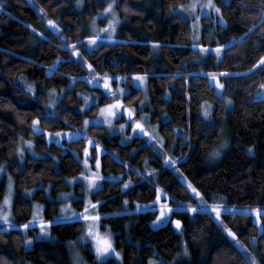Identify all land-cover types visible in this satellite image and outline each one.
Returning <instances> with one entry per match:
<instances>
[{
  "label": "trees",
  "instance_id": "16d2710c",
  "mask_svg": "<svg viewBox=\"0 0 264 264\" xmlns=\"http://www.w3.org/2000/svg\"><path fill=\"white\" fill-rule=\"evenodd\" d=\"M215 1L226 25H218V39L211 35L209 44L225 45L220 60L215 54L196 60L201 50L191 47L190 22L171 14L189 0H159L153 7H145V0H122L116 7L128 21L120 27L116 39L101 41L94 50L83 51L86 62L93 66L88 68L63 47L61 34L70 38L68 43L81 48L83 43L78 40L88 36L87 27L97 8L94 0H85L81 10L71 6L73 0H0L4 5L0 9V163H7L15 180L12 218L17 224L30 220L34 204L43 205L45 219L60 215V206L69 204V199L75 210L83 207L86 187L71 178L84 170V148L90 150L91 158L97 154L95 145L89 144L92 139L100 145L101 173L106 179L90 198L101 201L102 214L116 213L102 217L101 229L109 226L122 254V262L109 258L103 264H148L149 258L163 259L168 264H217L218 254L225 253L227 264H248L213 215L176 207V201L196 207L197 200L145 138L135 136L122 142L120 134L92 124L78 138H63L60 144L47 139V132L83 129L85 117L95 115L98 104L111 101L103 94V88L90 85V70L94 75L107 73L113 78L128 79L134 73L147 72V110L151 121L159 124L164 150L173 157L183 156L179 171L208 199L219 195L224 197V203L264 207V97L257 95L258 85L264 83V70L257 66L252 74L248 72L264 55V25L249 32L259 21L257 10L264 8V0ZM48 19L58 20L60 33L46 28ZM206 36L204 32L205 46ZM153 41L159 42L157 48L152 46ZM58 56L65 58L64 62L49 69ZM204 72L230 74L220 75L224 97L217 95ZM21 76L34 86V93L28 92ZM51 89L56 90L51 97L56 100L55 107L48 105ZM93 93L103 95L98 104L93 103L82 112L84 95ZM141 97V90L132 88L124 101L138 105ZM227 99L233 103L229 109ZM204 101L213 105L210 124L202 117ZM37 117L44 133L30 128ZM225 128L230 146L216 165H209L208 153L221 141ZM21 136L33 141L36 153L46 155L28 154L17 161L15 147L21 144ZM249 147H253L252 152L247 150ZM146 160L148 169H155L156 175L146 170ZM137 169L144 175H138ZM129 180V187L122 188ZM6 182L5 174L0 176V198L5 194ZM155 187L162 188L168 194L162 199L173 205L168 221L158 227L152 226L158 210L136 208L137 202L142 206L154 200ZM26 189H33L29 196ZM65 192L72 195L64 199L60 194ZM125 199L127 204L123 203ZM177 218L182 220V232L171 222ZM222 220L264 264V232L259 231L252 214L233 216L225 212ZM261 222L264 223V216ZM5 227L0 224V228ZM83 229L78 221L54 222L49 229L52 238L34 239L27 249L23 233L34 238L39 228L8 229L0 232V257L6 264H72L68 241L77 240ZM251 237H256L255 244ZM185 241L187 255L183 251ZM90 248L80 242L75 245L88 263L97 264Z\"/></svg>",
  "mask_w": 264,
  "mask_h": 264
},
{
  "label": "snow or ice",
  "instance_id": "6c2138e0",
  "mask_svg": "<svg viewBox=\"0 0 264 264\" xmlns=\"http://www.w3.org/2000/svg\"><path fill=\"white\" fill-rule=\"evenodd\" d=\"M98 2H105L106 6L101 9L97 13V17L99 18H108V16H111V19L108 20V23L105 27L103 28H97L96 27V19L97 17H94L92 20V27L91 31L95 34L93 35H88L83 37L82 39H79V43H84L86 41V46L91 49L93 46L97 45V42L99 40H114L116 37L113 35V33L116 31V26L118 23H120V17L117 15L116 12V6L118 3L122 2V0H98ZM199 0H192L191 3L185 5V4H180L177 6L179 10H182L183 12H187L189 14H193L197 10ZM4 7L3 3H0V9ZM199 7L201 11L205 12L206 15H210L211 11H215L217 15L220 17V19H223V15L221 12V8L218 7L217 5L214 4L213 0H206V3L204 4H199ZM41 12H43V9H40ZM173 11H176L175 9ZM259 12V21L257 24H253L251 28L249 29V32H252L255 30L259 25H264V8H260L257 10ZM197 23L193 24V28L196 31L195 35L193 36V43L191 47L193 49L199 48L201 52H207L209 51L208 47L205 45H201L196 43L199 39V32H198V21L200 17L197 15L195 17ZM47 26L54 30L57 33L61 32L60 25L52 19H48L46 21ZM29 27H32L31 25ZM34 31H39V30H34ZM261 32L264 33V28L261 29ZM100 33H104L105 35L101 36ZM40 36H44V33H39ZM61 39L65 41L63 47L66 48L70 53H72L75 56H78L81 58L82 63H86V61L83 60L82 54L80 52V48L76 46V44L73 43H68L69 39L68 37H64L61 34ZM242 42V41H241ZM231 41L229 44L231 45ZM152 46L158 47L159 42L158 41H153ZM225 45L217 43L216 48L213 49L215 53L219 54L221 49H223ZM65 58L63 57H57V60L55 61L54 65H49V69L55 67V65H58L62 62H64ZM257 66L260 67V69L264 70V55H261L260 58L253 64L252 69H249L248 72L249 74H252L253 70L257 68ZM88 68H92L93 66L91 64L87 65ZM173 75H182L180 73H174ZM219 75L220 73L216 72H211L207 73V76L209 77V84H216L217 86V95L222 97L223 93L222 90L224 88V85L220 83L219 81ZM225 75H230L228 73H225ZM127 79L128 77H120L116 76L115 79L120 80V79ZM132 78L134 81L139 82L140 85H143L145 81L148 78V73H134L132 74ZM21 81L24 82L27 90L29 93H34L35 89L32 84L27 83L24 81L23 76L20 77ZM75 79V78H73ZM113 79V77L107 73L103 74L101 76L100 73H95V75L91 76V81H94L97 84H100L101 81L103 82V88L106 91V94L113 100L112 103L106 104L103 107L99 109V114L103 116L104 123H107L108 125L112 124V118L117 117L118 113L122 116L123 114H126L128 117V121L130 123V126L132 128L133 133L139 132L142 138L146 139V142L156 149L158 151V154L163 158V162L165 165H167L174 174H177L182 180L183 184L182 186L185 187L186 190L190 191L193 194V198L197 199L199 207H192L189 204H185L182 201H176V207L177 208H182L184 210H188L191 212H197L204 210L207 212L209 215L214 214V219L218 220L220 222V226L222 230L224 231L225 235L231 240L232 244L234 247L237 248L238 251L242 252V255L246 257L248 260V264H259L258 259L256 256L247 248L246 245H244L238 238L237 233L233 231L231 228L227 227L223 220H222V211L227 212L233 216L237 214H242V215H248L254 213V220L257 225L260 226V231L264 232V223L261 222V216H264V207L257 206V207H252V206H226L224 204H221L219 202L217 203H212L209 204L207 200L204 199V194L199 191L192 183L189 181L183 173L179 171L178 168V163L181 159H183V156L181 157H173L168 155L164 151V138L160 136L157 131H156V126H152V130L149 131L148 127H146L145 123L142 122L141 119H135V114H136V109L133 107H128L124 105V101L122 99H116V93H120L123 95L125 93V89L123 88H117L115 91L112 89V86L110 84V81ZM258 88L260 91H258L257 95L264 97V83H261L258 85ZM55 89H51L49 91V101L48 105H51L55 107L56 101L52 99L51 97L55 94ZM146 92V89H145ZM147 99V95H145V100ZM88 98L85 97V101L87 103ZM226 103L231 105V100H227ZM48 105H45L47 108ZM144 105V101H141V108ZM203 109V115L205 117L209 116V111L211 109V104H208L205 102L204 105H202ZM48 115H52L51 112L48 113ZM22 118V117H21ZM142 119H147V117H143ZM85 127H87L90 123L88 119H85L83 121ZM99 123V121H98ZM40 125V118L37 117L31 122L30 128L32 131L38 132V133H44L46 130L42 129L41 127H38ZM125 127L124 124H120L119 128L123 130ZM172 132H178L179 130L177 129H171ZM73 136V135H80V133H65L63 130L61 131H56V132H47V136L51 139H54L57 144H60V137L62 136ZM185 141L188 140L187 135H184ZM20 140L22 141L23 145H27L29 149H31L33 141L32 140H24L23 136L20 137ZM22 144H17L15 147L16 153L23 158V153H24V147ZM89 144L90 145H95V151L96 155L94 158L95 160V168L96 171L93 172L91 171V166L89 165V149L86 147L83 149L84 154H85V159L83 161V165L86 170H88L89 174L85 175V172H80L79 177H72L71 181H76L77 179L82 180L86 184V189L89 193L94 192L96 189H98L100 186L97 184V181L101 180L102 177L100 176L99 169L101 166V160L99 156V152L101 150L100 145L98 143H95L94 140L89 139ZM227 144V140H223L219 146L213 148L209 153V158L214 159L216 157H219L221 154V149L224 148ZM249 152L253 151V147H249L247 149ZM135 151V150H133ZM34 156H38L39 153H35L33 151ZM126 166V165H125ZM145 168L148 172H150L152 175H156L157 172L155 169H148L147 167V160L145 161ZM7 171V165L6 163H0V175L5 174ZM137 174L138 175H144V173H140L139 169H137ZM131 183V180L125 182L122 185V188L127 189ZM42 187V184H41ZM12 190H13V179L9 175V183H8V188H7V193L3 197L2 203H0V222H2L3 225H6L5 228H0V232L7 231L8 229L12 228H20L23 230H28L31 226L34 225H39L40 228V236H47L49 233L50 226L54 222H80L84 226V231L83 233L77 238V240L74 241H68L71 251V261L72 264H86V261L83 259L81 253L78 250H75V245L78 242H83L85 247L87 248L88 245H91V248L89 251L92 252V254L95 256L97 264H103V261L106 260L109 256H115L117 258H120L122 260V255L121 252L117 251L115 246H114V241H113V234L109 228V226L104 225L103 228L105 229L104 231H101V220L102 217L106 215H116V213L112 214H102L99 211V206L101 204L100 200L92 201L90 196L84 197V204L83 207L77 211L72 208L71 204L67 205H61L60 206V215L54 217L53 219H45L42 215L43 212V205L41 204H34L32 206L31 210V218L27 222L23 224H17L12 218H11V196H12ZM155 198L152 201H149V204H151L154 208V210L159 211V215L155 217V220L152 221V223L158 224L162 220L166 221L169 218L170 213L173 211V205L168 202V199H164L162 201L161 197L164 195L165 197H168V194L164 192V190L160 187H155ZM29 195L32 193L33 189H26L25 190ZM71 193H61L60 196L64 199H68L69 196H71ZM215 199V198H214ZM224 197H220V200H223ZM124 204H127L128 201L127 199L124 200ZM7 208L8 210L5 211L4 209ZM136 208L140 209L141 204L139 202L136 203ZM172 224L174 225L175 229L178 232H182V220L180 219H172ZM23 235L26 236V239L23 241L24 247L27 249L31 247V243L33 238L30 236L26 235V231L23 233ZM251 242L253 244L256 243V237H251ZM183 243V251L184 254H188V247H187V242H182ZM158 255V253L156 254ZM223 255H226L223 254ZM223 255L217 256V264H227L226 260L223 258ZM0 264H6V261L4 258L0 257ZM148 264H168V262L164 261L163 259H152L149 258Z\"/></svg>",
  "mask_w": 264,
  "mask_h": 264
},
{
  "label": "rangeland",
  "instance_id": "374dc122",
  "mask_svg": "<svg viewBox=\"0 0 264 264\" xmlns=\"http://www.w3.org/2000/svg\"><path fill=\"white\" fill-rule=\"evenodd\" d=\"M70 1H72V0H70ZM96 3H97V5H95V6H97V8H96V10H95V13H94V15L92 16V18H91V20H90V22H89V24H88V27H87V31H88V35H93V34H95V33H93L92 31H91V27H92V20H93V18L94 17H97V13L101 10V9H103L105 6H106V3L105 2H98V0H94ZM157 1H159V0H145V7H153V6H155V2H157ZM225 3L227 2L228 3V1L229 0H223ZM192 2V0H189V2H187L185 5H187V4H189V3H191ZM213 2H214V4L215 5H217V3H216V1L215 0H213ZM204 3H206V0H199V3H198V6H197V10H196V12L195 13H193V14H189V13H187V12H183L182 10H179L178 8H174L176 11H171V14L172 15H178V16H181L182 18H184V19H186V20H188L189 22H190V24H191V26H192V28H193V24L194 23H197V21H196V19H195V17L198 15L199 17H200V19H199V21H198V25H199V27H198V32H199V39L197 40V41H195L196 43H198V44H201L202 45V34L204 33V32H206L207 33V36H206V40H207V47H208V49H209V51H207V52H199V54L196 56V60H200V61H202V60H205L206 58H207V56L209 55V54H215L216 55V57H217V60H220L221 58H222V49H221V51H220V53L219 54H217V53H215L214 51H212L213 49H215L216 47H211V45L209 44V41L212 39L211 37L213 36V37H217V35H216V29H219L220 30V28H219V26L218 25H226V21H225V19L223 18L222 20L220 19V17L217 15V13H215V11H211V14L210 15H206L205 14V12H203V11H201V9H200V7H199V4H204ZM147 4V5H146ZM85 5V0H73V2H72V7L73 8H75V9H77V10H81L82 8H83V6ZM218 6V5H217ZM116 12H117V15L120 17V23H118L117 24V26H116V31L113 33V35L117 38L118 36H119V31H120V27L121 26H123L127 21H128V18H125V17H122L121 15H120V13H119V11L117 10V7H116ZM109 19H111V16H108V18H99V17H97V19H96V27L99 29V28H103V27H105L106 25H107V23H108V20ZM53 20H55L58 24H59V22H58V20H56V19H53ZM60 25V24H59ZM46 28L47 29H50L48 26H47V24H46ZM196 31L197 30H195L194 28H193V36L195 35V33H196ZM218 32V31H217ZM208 34H209V36H208ZM100 35L101 36H103V35H105L104 33H100ZM212 35V36H211ZM217 39H218V37H217ZM101 41H105V40H99L98 42H97V45L96 46H93L91 49H89L87 46H86V41L83 43V45L81 46V48H80V52H81V54H82V57H83V60L84 61H86V58L84 57V54H83V51L84 50H86V51H92V50H94L100 43H101ZM194 42V41H193ZM155 48H157V47H155ZM77 59H79L80 61H81V58L80 57H78V56H75ZM86 65H88V63L86 62L85 63ZM207 73H209V72H204L203 74H205V75H207ZM216 73H218V72H216ZM221 75H223V74H225L224 72H219ZM94 74H93V71L92 70H90V74L87 76V78L88 77H91V76H93ZM113 77V76H112ZM126 77V76H125ZM219 81H220V75H219ZM115 80V78H113L111 81H110V84H111V86H112V89L115 91L117 88H123V89H125V93L123 94V95H121L120 93H116V96H115V98L116 99H122L123 101H124V96H126L127 94H129L131 91H132V88H139L140 90H141V92H142V97H141V99H140V101H139V103H138V105H134V104H132V105H128V104H126L125 103V101H124V105L125 106H128V107H133V108H135L137 111H136V114H135V119H141L142 120V122L143 123H145V125H146V127H148V130L149 131H151L152 130V126H156V131H157V133L160 135V136H162L161 134H160V131H159V124L158 123H155V122H152L151 121V119H150V114H149V112H148V110H147V107H149L150 106V95H149V88H148V78H147V80L145 81V83L143 84V85H140L139 84V82H137V81H134V79L132 78V77H130V79H120V80H118V82L117 83H114L113 81ZM128 80V81H127ZM220 83H222L221 81H220ZM223 84V83H222ZM90 85H92V86H100L101 88H103V82L101 81V83L100 84H97V83H95L94 81H91L90 80ZM215 89H216V91H217V86H216V84H211ZM145 89H146V92H145ZM224 89V88H223ZM223 89L222 90H220V91H222V93H223ZM103 90H104V88H103ZM94 95H92V94H89V95H84V97H87L88 98V100H87V103H85V104H83L84 105V107L82 108V107H80V110L82 111V112H84L85 110H87L90 106H91V104H93V103H97L98 104V101L100 100V98H101V96L104 94V95H106V96H108L107 94H106V91L104 90V93L103 94H100V93H97V94H95V93H93ZM145 95H147V99L145 100ZM222 97H224V96H222ZM227 100H229V99H227ZM56 101V100H55ZM141 101H144V105H143V107L141 108ZM113 102V100L111 99V101L110 102H108V103H105V104H98V108H97V113L95 114V115H88V116H86L85 117V119H88L89 121H90V123H89V125H92V124H96V125H102V126H104V127H106L111 133H118V134H120L121 135V141L122 142H129V141H131L135 136H141L140 134H139V132H136V133H133V131H132V128H131V126H130V123H129V121H128V117H127V115L126 114H123L122 116L118 113V115H117V117H113L112 118V124L111 125H108L107 123H104L103 121H104V117L103 116H101L100 114H99V109L101 108V107H103L104 105H106V104H110V103H112ZM205 102H207L208 104H211L210 102H208V101H204L203 102V105L205 104ZM233 106V103H232V101H231V105H229L228 103H227V109H229V108H231ZM212 109H213V105L211 104V109H210V111H209V116L208 117H205L204 115H203V109H202V117L205 119V121H206V124H210V123H212V121H213V117L211 118V114H212ZM143 117H147V119H142ZM210 118H211V121L210 122H208L207 120H210ZM98 121H99V123H98ZM120 124H124L125 125V127H124V129L123 130H121L120 128H119V125ZM88 125V126H89ZM87 126V127H88ZM87 127H85V125H84V127H83V129H81V130H76V131H65V133H68V132H71V133H80V135H73V136H71V137H69V136H67V135H65V136H62V137H60L59 139H60V141L63 139V138H65V139H75V138H78V137H80V136H83L84 135V131H85V129L87 128ZM47 139L48 140H52L51 138H49L48 136H47ZM54 140V139H53ZM223 140H227L226 139V128H225V131H224V133H223V136H222V139H221V141L215 146V147H217V146H219V144L223 141ZM21 144H22V142H21ZM22 146L24 147V153H23V158H24V156H26V155H32L33 156V151L35 152V149H34V147H33V144H32V147H31V149H29V147L27 146V145H23L22 144ZM229 146H230V143L228 142V140H227V144H226V146L224 147V148H222L221 149V154H220V156L219 157H216V158H214V159H210L209 158V155H208V157H207V163L209 164V165H216L219 161H220V159L222 158V156H223V154L228 150V148H229ZM214 147V148H215ZM165 151V150H164ZM168 155H172V154H170V153H168L167 151H165ZM36 153V152H35ZM38 153V152H37ZM90 150H89V165L91 166V171H93V172H95L96 171V168H95V160H93L92 158H91V156H90ZM46 154H40L39 153V155L38 156H36V157H44ZM23 158L21 159V157L16 153V160L17 161H22L23 160ZM85 159V158H84ZM84 159L82 158L81 159V161H82V164H83V161H84ZM4 163H6V162H4ZM6 165H7V163H6ZM84 166V165H83ZM178 168H179V166H178ZM83 172H85V175H88L89 174V172H88V170H86L85 169V167H84V170H83ZM99 173H100V176L101 177H104L103 175H102V173H101V166H100V169H99ZM4 175V174H3ZM9 175L12 177V179H13V190H12V196H11V218H12V206H13V199H14V196H15V193H16V191H15V180H14V177L11 175V173H10V171H9V169H8V167H7V171H6V173H5V177H6V179H7V182H6V190H5V194L7 193V188H8V183H9ZM0 176H2V175H0ZM78 177H79V175H78ZM104 179H106L105 177L104 178H102L101 180H99V181H97V184L99 185V186H101V184L100 183H102V180H104ZM110 179H113V178H110ZM180 180L183 182V180L180 178ZM76 181H78V182H81L82 184H84V186L86 187V184L84 183V182H82V180H80V179H77ZM200 191V190H199ZM201 192V191H200ZM93 192H91V193H89L88 191H87V189H86V193H85V196L84 197H86V196H90L91 194H92ZM5 194L0 198V203H2V201H3V197L5 196ZM25 194L26 195H28L29 196V194L27 193V192H25ZM192 194V193H191ZM192 196H193V194H192ZM162 197H164V195H162ZM162 197H161V199H162ZM220 197H222V196H219V195H213V196H211L209 199L206 197V195H204V199L205 200H207L208 201V203L209 204H212V203H217V202H219V203H221V204H224V205H226V206H232V205H235V206H238V207H240V206H252V205H237V204H228V203H224V201H225V199H223V200H220ZM215 198V199H214ZM74 199V198H73ZM197 200V199H196ZM162 201H163V199H162ZM71 202V199H69V203ZM65 205H67V204H65ZM196 207H199V205H198V201L196 202ZM142 208H148V209H151V210H154V208H153V206L151 205V204H146V205H142L141 206ZM252 207H257V206H252ZM74 209V208H73ZM5 211H7L8 209L7 208H5L4 209ZM158 210V209H157ZM78 211V210H77ZM222 213H225V212H223L222 211ZM158 215H159V213H158ZM213 216H214V214H212ZM254 213H252V216H253V219H254ZM13 219V218H12ZM168 221V219L166 220V221H164V220H162L161 222H159L158 224H153L152 223V226L153 227H158L159 225H161V224H163V223H165V222H167ZM218 221V220H217ZM255 221V220H254ZM219 222V221H218ZM224 222V221H223ZM220 223V222H219ZM0 224H2V222H0ZM225 224V223H224ZM259 226V225H258ZM32 227H37V228H39V225L37 224V225H34V226H31L30 228H32ZM83 231H84V229H83ZM101 231H104V230H102L101 229ZM259 231H260V226H259ZM39 233H40V228H39ZM39 233L38 234H36L35 236H34V238H33V240H32V243H33V241H34V239H40V238H44V237H46V238H52V236H51V234L50 233H48V235L47 236H40L39 235ZM83 233V232H82ZM112 234H113V232H112ZM113 238V241H114V237H112ZM31 243V244H32ZM80 243H83V242H80ZM114 246H115V243H114ZM115 248H116V246H115ZM75 250H77V249H75ZM116 250L117 251H119V252H121L119 249H117L116 248ZM250 250V249H249ZM252 250V249H251ZM250 250V251H251ZM79 251V250H78ZM80 252V251H79ZM252 252V251H251ZM81 253V252H80ZM82 255V254H81ZM122 255V254H121ZM83 257V256H82ZM109 258H115V259H117L119 262H122V260L120 259V258H117V257H115V256H109L107 259H109ZM257 258V257H256ZM83 259H84V257H83ZM106 259V260H107ZM85 260V259H84ZM86 261V260H85ZM105 261V260H104ZM86 264H91V263H88L87 261H86ZM260 264V263H259Z\"/></svg>",
  "mask_w": 264,
  "mask_h": 264
}]
</instances>
